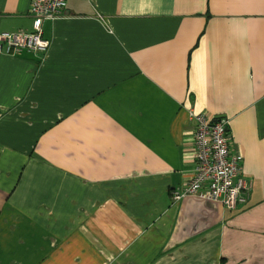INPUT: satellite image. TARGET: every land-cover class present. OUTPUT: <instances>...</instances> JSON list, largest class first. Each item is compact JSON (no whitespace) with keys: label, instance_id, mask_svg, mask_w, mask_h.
<instances>
[{"label":"crops","instance_id":"1","mask_svg":"<svg viewBox=\"0 0 264 264\" xmlns=\"http://www.w3.org/2000/svg\"><path fill=\"white\" fill-rule=\"evenodd\" d=\"M41 29L0 54V264H264V0H66ZM189 112L228 118L246 203L172 199Z\"/></svg>","mask_w":264,"mask_h":264},{"label":"built area","instance_id":"2","mask_svg":"<svg viewBox=\"0 0 264 264\" xmlns=\"http://www.w3.org/2000/svg\"><path fill=\"white\" fill-rule=\"evenodd\" d=\"M65 1L31 0L32 31L0 32V54L44 53L49 41L42 36V23L62 16ZM189 120L193 123L194 172L183 187L171 191L172 199L178 201L193 195L218 202L226 209L246 203L251 181L241 172V156L230 150L228 118L189 112Z\"/></svg>","mask_w":264,"mask_h":264}]
</instances>
